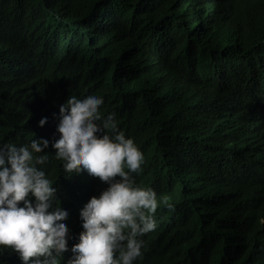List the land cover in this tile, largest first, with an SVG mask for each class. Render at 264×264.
<instances>
[{
	"label": "trees",
	"instance_id": "obj_1",
	"mask_svg": "<svg viewBox=\"0 0 264 264\" xmlns=\"http://www.w3.org/2000/svg\"><path fill=\"white\" fill-rule=\"evenodd\" d=\"M70 92L102 96L144 155L156 227L133 264H264V0H0V144L57 138ZM44 151L66 264L107 185Z\"/></svg>",
	"mask_w": 264,
	"mask_h": 264
},
{
	"label": "clouds",
	"instance_id": "obj_2",
	"mask_svg": "<svg viewBox=\"0 0 264 264\" xmlns=\"http://www.w3.org/2000/svg\"><path fill=\"white\" fill-rule=\"evenodd\" d=\"M102 104L94 92H70L59 105L57 138L0 144V252L10 247L23 264H60L69 250V210L60 204L58 186L37 167L51 143L65 173L87 171L107 185L80 209L83 230L66 264H133L142 256L141 237L156 227L157 194L136 183L132 173L142 171L144 155L118 128L115 112L101 115Z\"/></svg>",
	"mask_w": 264,
	"mask_h": 264
}]
</instances>
